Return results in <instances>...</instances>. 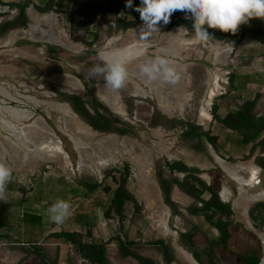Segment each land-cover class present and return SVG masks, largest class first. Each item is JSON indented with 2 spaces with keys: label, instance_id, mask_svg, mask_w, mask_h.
<instances>
[{
  "label": "rangeland",
  "instance_id": "rangeland-1",
  "mask_svg": "<svg viewBox=\"0 0 264 264\" xmlns=\"http://www.w3.org/2000/svg\"><path fill=\"white\" fill-rule=\"evenodd\" d=\"M17 1L0 0V21L18 12L17 7L9 5ZM113 1L57 0L52 8H47L41 1L32 0L26 8L27 25L12 29L0 37V163L13 170L12 180L7 187H14L12 191L7 188L5 199L0 200L4 215L1 226L15 220V216L9 214L12 210L20 212L17 213L18 217L23 210L35 211L43 217L42 228L11 231V237L24 240L33 232L35 239L38 237L40 242H62V238L51 235L61 230L81 231L86 241L90 239L87 231L97 241H108L110 237L118 235L122 239L137 241L135 249L160 264H163L160 251L148 243L154 239H164L174 250L176 258L173 264H191L184 254L189 251L179 241V231L196 226V247L203 251L204 263L210 264L204 252L206 239L217 236L218 231L202 215L187 213L184 207L193 199L176 186L172 189L171 198L178 203L183 215L173 214L164 203L157 182L156 168L163 164L164 159L183 160L188 165L199 167L202 170L199 176L207 183H212L220 198L229 202L233 209L228 247L215 248L213 260L218 264H246L241 256L256 254L261 264L264 258V225L255 227L249 218L248 209L254 203L264 201V170L259 169L257 179L242 187L245 195L260 193L262 197L251 201L241 197L239 184L222 169L223 162L218 160L217 155L231 165H239L254 163L256 151L248 159H242L248 153L251 143L242 144L235 131L214 120L211 108L216 103L218 113L223 116L228 110H234L244 99L259 93L254 111L258 115L264 114V44L250 34L236 44L234 42L237 37L230 40L211 38L207 42H198L194 32L171 24L178 16L175 12L168 24H158L159 31L152 33L151 37L131 42V36L142 27L143 21L138 13L139 22L136 25L119 29L112 13ZM88 5L90 10L85 13ZM133 11V8H129L125 12L121 11L118 16L131 19L134 17ZM181 14L191 16L187 12L181 11ZM82 19H87L88 23L80 24ZM32 24H35L34 29L29 26ZM176 27L181 28L182 36L176 38L172 50L163 51L161 48L169 45L168 34ZM258 27H264V19L253 18L239 28L255 30ZM19 30L25 32L15 34L13 40H10V34ZM223 46L229 47V51L223 48L228 53L221 61L214 47ZM158 56L174 62L171 67L179 74L176 84L159 80L149 82L141 74V66ZM114 57L124 62L128 72L127 81L119 90L103 84V91L100 92L95 80L84 70ZM78 67L84 68L81 72L83 74L79 73ZM230 73L236 75L241 87L230 89ZM62 74L79 78L82 87H74L65 79L62 80L64 82L56 79ZM136 85L142 93L136 92ZM87 87L92 88L98 98H102L101 94L107 88L116 92L124 114L114 112L132 125L134 132L114 133L118 136L117 140L98 144L97 137L107 135L106 132L91 128L97 132V137L85 138L66 117L48 104L64 102L57 91L80 94L88 99ZM211 90L213 96H209ZM102 102L105 104L104 100ZM67 105L83 123L71 106ZM21 112L26 118H22ZM202 112L207 114L206 119L202 118ZM165 117L190 120L204 130L210 129L218 136L219 151L216 152L206 142L204 150L197 149L194 146L196 139L182 137L181 128L171 127ZM48 137L56 138L64 153L41 148L40 142ZM108 154L116 160L101 163ZM229 157L233 160H229ZM124 163L130 166L126 186L140 205L138 212H134L133 205L128 203L124 219L120 220L117 215L107 217L104 211L109 198L102 187L85 197L83 188L78 195L68 192L70 186L78 185L77 181H97L115 187L110 177L104 178V171L112 167L122 168ZM240 173L244 178L248 177L246 169ZM177 175L182 176L181 173ZM146 177L154 182L159 200L167 206L162 216L167 230L157 227L152 215L156 208L147 205L143 185ZM223 188L228 191L226 199L221 195ZM207 196L205 193L204 197ZM57 199L69 201L72 205L70 217L59 226L51 223L46 215V209ZM0 231L5 230L1 228ZM43 232L47 233L43 235ZM2 233L0 264H19L23 260L17 255L22 253L19 245L9 243L4 235L7 232ZM109 241L106 249L110 264H140L131 256H121L115 239ZM67 244L63 257L67 255L72 264H90L88 260L82 259L74 245ZM54 251L50 253L54 255ZM34 257L35 254L33 262L29 260L26 264H38Z\"/></svg>",
  "mask_w": 264,
  "mask_h": 264
},
{
  "label": "trees",
  "instance_id": "trees-1",
  "mask_svg": "<svg viewBox=\"0 0 264 264\" xmlns=\"http://www.w3.org/2000/svg\"><path fill=\"white\" fill-rule=\"evenodd\" d=\"M57 0H43V6L52 8ZM32 3V0H19L17 2H10L9 5L17 7L18 12L11 18L0 21V37L6 35L10 30L25 27L28 22V16L26 14V8ZM133 10L138 7L140 0H132ZM126 0H114L111 8L112 13L115 16L114 22L117 23L119 29H127L136 25L139 22L138 12L135 10L134 17L128 19L126 17H120L118 14L123 11H127L129 8L125 7ZM88 8L85 9V13L88 12ZM178 14L171 24L183 26L187 30L194 32L192 17H186L181 14V11H175ZM87 19L80 20V24L86 25ZM207 27V26H205ZM213 39L217 40H230L234 37L235 44L250 34L253 38L259 40L264 44V27H258L255 30L239 28L236 34L224 33L218 29H207ZM228 84L230 89H237L241 87V83H238L237 77L234 73H230L228 76ZM89 98L85 99L80 94L76 93H64L57 91V94L62 101L67 102L78 117L90 125L92 129L99 132L127 134L133 133L132 125L127 121H124L113 113L95 94L94 90L87 87ZM259 93L252 98L244 99L240 105L234 110H228L223 116L218 113V105L213 103L211 108V114L214 120L219 121L224 127L235 131L240 136L242 144L247 145L251 143L249 151L242 159H248L255 151L254 163L264 170V114L258 115L255 111V105ZM166 121L171 127L179 126L181 128V136L186 138H195L197 149L205 148V142L208 143L216 152L219 151L218 136L213 134L210 129L204 130L201 126L193 123L190 120H184L180 118H168ZM229 160H233L229 157ZM118 175H115V173ZM202 170L197 166L188 165L183 160H168L164 159L163 164H159L156 168V178L159 188L162 192L163 201L169 206L172 213L175 215H183L179 209V205L171 198V192L174 186L178 187L183 193L193 199L191 203L185 206V210L191 215H202L206 222L214 227L218 234L215 237L207 238V246L204 252L207 255L210 264H218L213 260L215 248L227 249L228 240L231 237L229 229L232 223L231 216L233 209L229 202L223 201L218 193V190L212 183H207L203 178L199 176ZM181 173L182 176L177 174ZM130 174V166L128 163H124L122 168H108L104 171V178L110 177L116 184L112 187L109 184L97 181H77L78 185L70 186L68 192L72 195H78L82 189H85L84 197L88 196L91 192L95 191L98 187H102V190L108 194V203L104 214L107 217L117 215L122 220L125 217L126 205L131 203L133 205L134 212H138L140 205L138 204L134 194L127 188L126 182ZM207 193L208 196L204 197ZM199 203V204H198ZM248 215L255 227L264 225V201H258L254 203L248 209ZM25 217V214H23ZM196 226L187 228L184 231H179V241L181 245L187 249L198 262V264H206L202 259V250L198 249L195 244L194 236L196 234ZM52 236L62 238L65 242L75 245L79 255L89 261L90 264H110L107 256L106 244L109 240L115 239L117 243L118 252L121 256H131L135 258L140 264H160L155 259L140 254L135 247L138 242L135 240H129L127 238L122 239L120 236L110 237L108 241H97L91 236L90 231H87V235L90 237L88 241L84 240V235L81 231L77 230H61L51 233ZM148 244L154 245L161 253L163 264H173L176 256L171 244L164 239H154ZM38 248L34 245L33 250ZM36 255L40 258L42 264H56V258L49 259L44 253L35 251ZM241 259L246 264H259V258L256 254L242 255Z\"/></svg>",
  "mask_w": 264,
  "mask_h": 264
},
{
  "label": "clouds",
  "instance_id": "clouds-1",
  "mask_svg": "<svg viewBox=\"0 0 264 264\" xmlns=\"http://www.w3.org/2000/svg\"><path fill=\"white\" fill-rule=\"evenodd\" d=\"M125 7L133 8L132 0H126ZM134 10L143 21L141 35L159 31L157 26L160 22L166 25L175 11H182L191 14L195 39L207 42L212 38L208 28L236 34L240 25L248 24L251 19H264V0H140V6ZM140 72L149 82L159 80L162 83L176 84L179 81L176 69L169 65L166 58L160 56L144 63ZM89 73L91 77H102L105 86L113 90L123 88L128 78L124 62L115 57L110 61H103V64L93 65ZM12 176L13 170L0 163V200L5 199ZM71 209L69 201L57 199L46 209V215L51 223L59 226L70 217Z\"/></svg>",
  "mask_w": 264,
  "mask_h": 264
},
{
  "label": "crops",
  "instance_id": "crops-1",
  "mask_svg": "<svg viewBox=\"0 0 264 264\" xmlns=\"http://www.w3.org/2000/svg\"><path fill=\"white\" fill-rule=\"evenodd\" d=\"M39 1H41L43 3V0H39ZM138 30L139 29H137L136 32ZM136 32L131 36V40H130L131 42L138 41L139 39L140 40H144V39H147V37H151V35H152V34H150L147 37L138 38ZM171 34L176 36V38L181 37L182 36L181 28L180 27H176L173 31H171L168 34V40H169V37H170ZM130 44L132 45L133 43H130ZM214 48H215L214 51L217 53V55H219V60H221V61L224 60L223 58H225L227 55L222 53V52H226L223 48H227L228 51H229V47L223 46V47H214ZM226 53H228V52H226ZM128 67L131 68L132 66H128ZM132 71H134V70H132ZM221 167H222V169L226 172V174L230 178H232L233 180H235L239 184V191H240L239 195L241 197H243L246 200H250V201L262 197V194H260V193L245 195V193H243V190H242V187L245 184H249L250 182L253 181V179L254 180L257 179L258 170L259 169L261 170V168L260 167L258 168V166L256 164H254V163H246V164H239V165H231V164H229V163H227L225 161V162H223V165ZM251 168H252V170H251ZM242 169H246L248 171V177L247 178H244L243 175H241L240 171ZM7 188L10 189L9 191H12L14 189L13 186L7 187ZM227 194H228L227 189L223 188V190L221 192V195L223 196V198L226 199ZM17 213H20V212H17L15 210L10 211L9 214H12L13 216H15V218H14L15 220L3 223L4 226L3 225L1 226V224H2L1 221L4 220L3 219L4 215H3V209L0 206V229L3 228L5 230V231H0V236H1V234H3L2 232H7L8 235L4 234L6 236L5 237L6 240L9 243H12L14 245H19V247H18L20 249L19 251H22V253L20 252L17 255L19 256V258L21 260L23 259L22 261H20V259H19V261H20V263L18 261L19 264H26V262L27 263L30 262L29 260L33 259V254H35V257L38 260V264H42L40 258L35 253L36 250H38V252L44 253L49 259H54L55 256L57 255L56 264H61V263L62 264H72V262L70 261V259H69V257L67 255H65L64 257L62 255L64 253H66L67 245H68L67 244L68 242H65L63 239H62V242L61 241H53V240L52 241H48V242L47 241L40 242V240H38L39 239L38 237L35 239V236H34L33 232H30L28 234V237L26 239H24V240H19V239L16 240L15 238L11 237L10 235L13 234L11 231H19L22 228H24V229L28 228L29 230H36V229L38 230V228L40 229L43 226L42 225L43 224V217L41 216L40 213L35 212V211H27V210L24 211L23 210L21 212V214H19V217H18ZM23 214H25V217H23ZM15 221H17V222H15ZM47 232H45V233L43 232L41 234L45 235ZM34 245L38 246V248H36L35 250H33ZM26 248H28L29 250L25 251ZM51 250H55L54 251L55 252L54 255H52L50 253ZM23 251H25V252H23ZM82 259L83 260H87V259H85L83 257H82ZM262 260L263 261H261V264H264V258ZM31 262H33V260Z\"/></svg>",
  "mask_w": 264,
  "mask_h": 264
},
{
  "label": "bare ground",
  "instance_id": "bare-ground-1",
  "mask_svg": "<svg viewBox=\"0 0 264 264\" xmlns=\"http://www.w3.org/2000/svg\"><path fill=\"white\" fill-rule=\"evenodd\" d=\"M43 18L46 19V17H43ZM29 26L32 27L33 29L35 28L34 27L35 24L29 25ZM140 29L141 28H139V30L136 32L137 36L140 33ZM24 32H25L24 30H19L16 33H11L9 38H10V40H13V38L15 37V34H23ZM147 36H149V35L145 34V35H141V36H138V37L139 38H143V37H147ZM175 42H176V37L173 34H171L170 37H169V45L162 47V50L163 51L172 50L173 44ZM222 53L227 55L226 52H222ZM168 61H169V65L170 66L174 65L173 64L174 62L172 60H168ZM77 69H78L79 73H81L82 69H84V68L78 67ZM84 72L91 76V74L89 73V69H87L86 71L84 70ZM81 74H83V73H81ZM92 78L96 82L97 89H98V86H99L100 92H102L103 89L101 87L104 86L103 84H105L104 79L102 77H92ZM56 79H59V80L61 79V81L63 79H65L68 83H70L74 87H80V86L82 87L81 81L77 77H75L73 75L71 76L70 74L69 75H63L62 74L61 76L56 77ZM62 82H64V81H62ZM107 89H106L105 93L103 92L101 94L102 98L99 96L101 98V100L103 99L104 102L110 107V109L113 112L115 111V112L124 114V111H123L122 105L120 104V101L118 99L117 93L114 92V91H111V90H107ZM136 92H138L139 94L142 93V91L140 90V88L137 85H136ZM213 95H214V92L211 90L209 96H213ZM162 102L164 103V100H161V103ZM48 104L51 107H53L54 109H56L57 111H59L64 117H66V119L68 121H70L76 127L75 128L76 131L79 134H81L83 137L88 138V139L93 138V137H97V135H98L97 132L93 131L90 127H88L87 125L83 124L84 122L81 123L80 120L76 117V115L71 111L70 107L67 105L66 102L65 103L64 102L63 103L48 102ZM202 111H204V108H203ZM21 114H22V118H26L25 116H23V112H21ZM201 116H202V118L206 119L207 114L205 112H202ZM15 132H17V131H15ZM117 139H118V136L116 134L109 133V134L104 135V136H98L96 142L98 144H101V143L105 144L108 141H113V140H117ZM42 141L43 142H40L42 144L41 148L43 147V148H46V149H50V150H53V151L64 153L63 149L60 146L59 141L56 138L48 137L47 139L42 140ZM44 143H46V144L44 145ZM25 144H26V142H25ZM101 154H103V153L101 152ZM115 160L116 159L114 157H112L111 155H109V154L104 156V158H103V161H106L107 163L108 162H114ZM218 160L221 161V162H225V160H221L219 158H218ZM251 170H252V168H251ZM145 171H147V170H145ZM143 185H144V188H145V196L147 197V201H148L147 205L150 206V207H155L156 208V210L153 212L152 215L155 218V222H156L157 227L159 229H161V230H167L166 223H165V221L163 219L164 217H162L163 215H165V207H167V206L165 204H163L159 200V198H158V190H157L154 182H152L151 180L148 179V177H146L145 180H144ZM184 254L189 259L191 264H197L196 261L193 259V257L190 255L189 252H184Z\"/></svg>",
  "mask_w": 264,
  "mask_h": 264
},
{
  "label": "water",
  "instance_id": "water-1",
  "mask_svg": "<svg viewBox=\"0 0 264 264\" xmlns=\"http://www.w3.org/2000/svg\"><path fill=\"white\" fill-rule=\"evenodd\" d=\"M78 72V71H77ZM79 79V78H78ZM80 80V79H79ZM99 96V95H98ZM100 98V97H99ZM101 99V98H100ZM67 103V102H66ZM68 104V103H67ZM106 104V103H105ZM107 105V104H106ZM107 107L110 109V107L107 105ZM111 110V109H110ZM112 111V110H111ZM113 112V111H112ZM115 113V112H114ZM88 127L92 128L90 125H88L87 123H85ZM217 157L221 160H224L222 159L220 156L217 155ZM259 168V167H258ZM190 255L192 256V254L190 253ZM193 257V256H192ZM194 259V258H193ZM195 260V259H194ZM196 261V260H195ZM196 263L198 264V262L196 261Z\"/></svg>",
  "mask_w": 264,
  "mask_h": 264
}]
</instances>
